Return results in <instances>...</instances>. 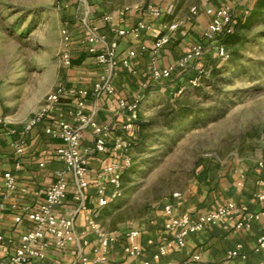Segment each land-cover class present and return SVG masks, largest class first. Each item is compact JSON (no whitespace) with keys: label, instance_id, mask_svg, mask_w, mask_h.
Here are the masks:
<instances>
[{"label":"crops","instance_id":"obj_1","mask_svg":"<svg viewBox=\"0 0 264 264\" xmlns=\"http://www.w3.org/2000/svg\"><path fill=\"white\" fill-rule=\"evenodd\" d=\"M174 12V11H173ZM172 13H166L163 18L156 19L143 9H133L125 13L119 12L112 23L104 21L102 14L93 24L99 28V33L105 35L108 41L119 40L116 64L113 68L100 64L95 56L91 55L85 43L74 53V58L80 60L68 67L64 85L66 92L55 111H52L44 120L27 129V124L15 125L6 121L0 125V201L5 208L0 217V235L4 237L0 243V259L4 258L6 250L13 252L20 244L25 233L34 228V222L24 217L18 222L16 217L22 214L25 206L37 208L46 198V191L57 180L60 171L66 169L65 162L57 155L61 140L52 137L46 132L47 126H57L62 120L80 125L76 113L78 104L84 97L83 92L88 90L86 96L85 112L100 124L111 126V137L108 150L105 153L94 152L90 155L91 185L87 189L88 212H77V202L73 199L74 180L68 173L70 183L69 197L66 203L56 207L58 216L74 220L75 238L65 248H60L51 241L44 260L33 259L26 264H62L75 262L82 254L94 258L100 249L99 234L88 228V218L97 207L96 182L98 172L120 159L122 153L114 149L116 137L125 136L137 139L139 128L124 132L123 124L126 122L127 112L119 105L120 99L134 100L142 95L140 115L145 118L147 105L163 101L171 89L179 88L189 83V77H194L199 67L198 60L186 67L178 66L170 79L155 81L152 71L155 66L168 67L178 65L188 49L197 43L192 39L191 26L185 31H176L168 43L156 56L153 45L162 31L164 24L172 23L165 18ZM101 15V16H99ZM141 20L152 24V28L140 39L120 36L118 30L131 27ZM175 22V21H174ZM173 22V23H174ZM86 30L82 37L85 38ZM85 40V39H84ZM131 51L137 55L129 58ZM129 60V63H125ZM104 75L112 78L117 92L109 94L103 92L98 95L94 86ZM149 83L150 88L144 90L142 85ZM82 146L84 149L93 148L96 141V132L91 125L82 128ZM24 140V150L19 153L15 144ZM132 152H130L131 156ZM13 172L18 180L17 189L8 193L4 186V174ZM264 192V169L259 167L257 161L250 160H204L196 167L195 182L184 190L179 196L170 195L161 205L152 208L148 213L136 220L126 219L107 227L103 216L112 208L115 201L100 210L99 223L106 232L114 233L118 240L111 244L109 259L98 264H142L153 260L161 246L167 249L166 254L154 260V264H171L184 262L193 255L201 256V264H264V249L257 250L258 239L264 233V201L259 200L258 194ZM176 193V192H175ZM233 202L236 205H247L252 212L260 217L252 222V227L237 229L234 217L224 218L217 223L209 224L204 230L191 234L186 238L184 246L178 243L175 232L165 228L168 217L164 206L173 203L176 214L189 213L194 219L211 212L220 205ZM139 231V235H129L132 231ZM138 244L143 249L140 257H132L125 252L126 244ZM242 244V254L229 258V251ZM245 255V256H244ZM95 264V263H90Z\"/></svg>","mask_w":264,"mask_h":264},{"label":"rangeland","instance_id":"obj_2","mask_svg":"<svg viewBox=\"0 0 264 264\" xmlns=\"http://www.w3.org/2000/svg\"><path fill=\"white\" fill-rule=\"evenodd\" d=\"M259 0H0V118L19 126L41 114L47 97L64 84L70 68L62 31L73 34L72 52L83 44L85 23L97 14L159 5L174 8L165 19L191 26L192 39L205 43L198 60L208 72L197 87L184 83L176 99L171 89L163 101L147 105L149 135L134 148L133 165L124 179L123 195L103 216L107 227L139 219L175 192L195 182L204 160H250L264 156V9ZM221 7L234 21L250 20L228 43V57L203 33ZM196 8V13L192 10ZM101 16V15H99ZM249 22V21H248ZM245 24V23H244ZM217 67L218 71L210 75ZM192 78L189 77V80ZM189 108V109H188ZM188 109V110H187ZM193 109V110H191Z\"/></svg>","mask_w":264,"mask_h":264},{"label":"built area","instance_id":"obj_3","mask_svg":"<svg viewBox=\"0 0 264 264\" xmlns=\"http://www.w3.org/2000/svg\"><path fill=\"white\" fill-rule=\"evenodd\" d=\"M173 7L164 10L159 5H150L147 7L146 12L155 17L161 19L166 13H172ZM130 11L128 8L122 13ZM196 13V8L192 10ZM115 16L112 14H106L104 21L112 23ZM234 25L233 13L229 7H221L216 10L213 20L208 27L204 30L203 38L204 42L218 43V53L222 59L228 57V52L222 43H219L217 38L221 34L232 33ZM152 28V24L146 20H141L137 24L118 30L120 36H129L135 39H140L146 32ZM160 31L156 42L153 45V52L155 56L161 52V50L170 43L173 34L179 29V23L172 22L164 24ZM85 40L83 43L87 46L88 52L95 56L96 60L100 64L108 65L113 68L116 64V58L118 54L119 40L115 39L108 41L105 35L99 33V28L93 24L85 23ZM64 40L67 44V50L62 56L64 65L67 67L72 66L74 54L72 52L73 34L69 27H65L62 31ZM205 43L197 42L192 45L185 53L178 65H170L168 67L155 66L152 71V77L155 81H163L170 79L178 66L186 67L191 62L201 60L204 57L206 47ZM136 51H131L129 58L136 56ZM125 63H129L126 60ZM208 70L205 68H199L194 77L189 80V84L193 87H197L201 84V77L206 75ZM144 90L150 88V84L144 83L142 85ZM186 87H179L174 94L178 97L185 91ZM66 87L61 84L54 93L50 94L46 101L41 114L36 115L27 124V129H31L33 126L45 119L52 111H55L61 102L63 94L66 92ZM94 92L101 95L103 92L109 94H115L117 92L112 78L108 75H104L102 79L94 86ZM89 91L83 92L84 97L78 104V110L76 116L81 123L76 125L69 123V121L62 120L57 126H47L46 132L54 138L61 140V144L57 149V155L60 156L66 164V169L59 172L57 180L46 191L45 200L37 207L25 206L22 214L16 217L18 222L22 221L24 217H28L34 222V228L24 234L19 246L11 252L6 250L4 258L0 259V264H26L33 259L44 260L47 257V249L51 245L49 238L54 239L56 245L60 248H65L75 238V223L73 219L58 216L55 212V208L62 206L66 203L70 192V183L68 179V173H71L74 180V195L73 199L77 202V212H88L89 205L87 202V189L91 185L90 176V155L94 152L105 153L108 150L111 126L109 124H100L91 116L86 114L85 107L87 104L86 96ZM142 95H138L134 100L127 101L120 99L119 105L122 110L127 112L126 122L123 124L122 129L124 132H130L134 130L136 121L139 118L140 106ZM6 125V121L0 118V125ZM86 125H91L96 132V141L93 148L84 149L82 146V128ZM134 138L121 134L116 137L114 142V149L122 153L120 159H116L113 162L106 165L102 171L98 172V181L96 182V194H97V207L88 218V228L99 234L100 249L98 254L94 258H90L87 255L82 254L79 260L75 262H64L62 264H90L107 262L109 259V253L111 244L118 240V236L114 233L106 232L99 223L100 210L109 205L111 202L116 201L123 195L124 184L123 174L126 169L133 165V158L130 154ZM24 140H21L15 144V147L19 153L24 150ZM259 167L264 169V156L257 160ZM18 180L16 175L7 171L4 174V186L8 193H11L17 189ZM180 193H174V196H179ZM259 200L264 201V192H261L256 196ZM6 205L0 201V217L4 211ZM164 212L168 217V221L165 224V228L169 232H175L176 239L180 246H184L186 238L191 234L199 233L204 230L209 224L217 223L218 221L227 218L234 217L236 219V228L243 229L252 227V222L260 217L259 214L252 212L247 205H236L233 202L220 205L216 209L208 212L198 219H194L189 213L176 214L173 203H167L164 206ZM131 236L139 235V231L130 232ZM4 237L0 235V243H3ZM243 246L239 244L229 251V258H235L242 254ZM264 249V233L258 239L257 250ZM125 252L132 257H140L143 254V249L138 244H126ZM167 249L165 246H161L159 251L155 254L153 260L144 261L142 264H154V260L160 258L161 255L166 254ZM245 256V255H244ZM171 264H201V256L196 254L191 259L184 262H172Z\"/></svg>","mask_w":264,"mask_h":264},{"label":"trees","instance_id":"obj_4","mask_svg":"<svg viewBox=\"0 0 264 264\" xmlns=\"http://www.w3.org/2000/svg\"><path fill=\"white\" fill-rule=\"evenodd\" d=\"M263 9H264V0H259V2L257 4V8H256V13L258 12L260 14L262 12L261 10H263ZM248 21L247 22L246 21L243 22L242 20H239V19L235 20L234 21V25H233V32L232 33H225V34L219 35L218 38H217L218 42L219 43H222L225 46L226 50L228 51V49H227V43L235 35H237L238 33H240L239 32V30H240L239 28H241V26L248 25L250 23V20H248ZM241 35L243 36V33H240L239 34V36H241ZM79 62H80V60L78 58L77 59L76 58H73V63H79ZM217 71H218V69H217V67H215L214 69H212L210 71V75L212 76V74L215 73V72H217ZM204 78H205V75L203 77H201V82L204 81ZM184 92H186V90ZM181 95H179L178 97H176V99H179V97ZM191 110H193V109H191ZM149 123L150 122L148 120H145V119H143L141 117L140 112H139V118L136 121V125H135V126H138V128H139V136H138L137 139H134L133 140V143H132L130 152L133 151L134 148H136L138 145H140L142 142H144V140H146L148 138L149 135L146 133V129H147L148 126H150ZM132 158H133V156H132ZM131 167L125 170V172L123 174V183H124V179L126 178V176H128L127 173L130 171Z\"/></svg>","mask_w":264,"mask_h":264}]
</instances>
